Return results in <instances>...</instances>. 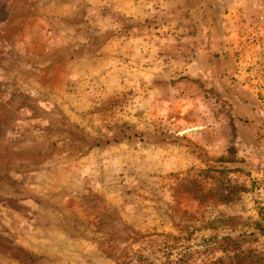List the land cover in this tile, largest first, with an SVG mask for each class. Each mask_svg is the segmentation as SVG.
<instances>
[{
  "label": "rangeland",
  "instance_id": "obj_1",
  "mask_svg": "<svg viewBox=\"0 0 264 264\" xmlns=\"http://www.w3.org/2000/svg\"><path fill=\"white\" fill-rule=\"evenodd\" d=\"M117 5L85 14L104 61L33 113L95 176L72 200L68 264H264V8L237 20L222 62L192 19Z\"/></svg>",
  "mask_w": 264,
  "mask_h": 264
},
{
  "label": "crops",
  "instance_id": "obj_2",
  "mask_svg": "<svg viewBox=\"0 0 264 264\" xmlns=\"http://www.w3.org/2000/svg\"><path fill=\"white\" fill-rule=\"evenodd\" d=\"M117 1L0 0V264H68L72 256L65 223L84 208L72 200L94 189L95 176H86L83 159L79 169L70 162L69 147L46 135L50 120L33 113L60 109L72 81L85 78L86 64L99 59L86 39V11L99 24L101 9ZM252 8L264 0H144L150 19H192L201 54L222 62L232 61L237 20Z\"/></svg>",
  "mask_w": 264,
  "mask_h": 264
}]
</instances>
